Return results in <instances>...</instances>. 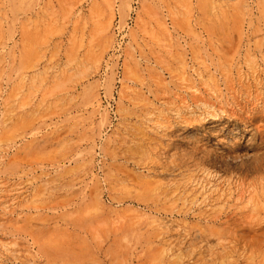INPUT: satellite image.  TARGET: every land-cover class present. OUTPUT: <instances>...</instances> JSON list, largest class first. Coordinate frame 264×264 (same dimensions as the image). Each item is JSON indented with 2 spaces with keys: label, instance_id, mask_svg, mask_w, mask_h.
<instances>
[{
  "label": "rangeland",
  "instance_id": "1",
  "mask_svg": "<svg viewBox=\"0 0 264 264\" xmlns=\"http://www.w3.org/2000/svg\"><path fill=\"white\" fill-rule=\"evenodd\" d=\"M0 264H264V0H0Z\"/></svg>",
  "mask_w": 264,
  "mask_h": 264
}]
</instances>
